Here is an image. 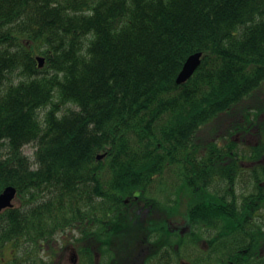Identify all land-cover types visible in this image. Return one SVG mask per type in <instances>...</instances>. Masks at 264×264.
I'll list each match as a JSON object with an SVG mask.
<instances>
[{
	"label": "trees",
	"instance_id": "1",
	"mask_svg": "<svg viewBox=\"0 0 264 264\" xmlns=\"http://www.w3.org/2000/svg\"><path fill=\"white\" fill-rule=\"evenodd\" d=\"M174 178L180 196L207 178L228 264L240 237L263 247L257 227L238 235L234 207L248 178L250 205L264 204V0H0V194L17 191L0 264H43L55 236L91 220V190L107 200Z\"/></svg>",
	"mask_w": 264,
	"mask_h": 264
},
{
	"label": "flooded vegetation",
	"instance_id": "2",
	"mask_svg": "<svg viewBox=\"0 0 264 264\" xmlns=\"http://www.w3.org/2000/svg\"><path fill=\"white\" fill-rule=\"evenodd\" d=\"M199 154L203 155L201 151ZM254 164L252 160L240 162L245 169H251ZM159 182H155L154 188L136 190L127 197L108 191L107 200L91 190L94 203L91 220L74 223L55 236L54 248L44 253L43 264H228L225 233L214 228L208 216L211 198L206 192L211 186L207 178L199 184L206 190L187 187L181 196L177 178L172 180L170 190L157 188ZM252 182L248 178L235 186L234 209L240 218L238 235H243V222L247 228L257 227L264 232V204L250 205L246 197L261 192ZM258 185L264 187V182ZM195 186L193 183V189ZM220 201L226 203L224 199ZM99 203L110 205L99 213ZM238 240L246 243V247L238 252L235 263L230 261V264H264V245L259 248L253 237ZM114 242L120 244L114 251L98 253L100 247ZM81 246L92 254L81 253Z\"/></svg>",
	"mask_w": 264,
	"mask_h": 264
},
{
	"label": "water",
	"instance_id": "3",
	"mask_svg": "<svg viewBox=\"0 0 264 264\" xmlns=\"http://www.w3.org/2000/svg\"><path fill=\"white\" fill-rule=\"evenodd\" d=\"M201 53H197L189 57L184 64L181 72L178 74L176 78V83L178 85L185 83L187 80L191 78L194 74L198 66L200 65V58ZM36 61L39 63V67H42L44 63L43 58H37ZM102 156H98L97 159H101ZM16 197V189L13 187H7L4 191L0 194V211L11 208L13 206V200Z\"/></svg>",
	"mask_w": 264,
	"mask_h": 264
},
{
	"label": "rangeland",
	"instance_id": "4",
	"mask_svg": "<svg viewBox=\"0 0 264 264\" xmlns=\"http://www.w3.org/2000/svg\"><path fill=\"white\" fill-rule=\"evenodd\" d=\"M34 152H35V147L33 145H26L23 147V153L30 158L33 157ZM166 178H172V177L166 175Z\"/></svg>",
	"mask_w": 264,
	"mask_h": 264
}]
</instances>
